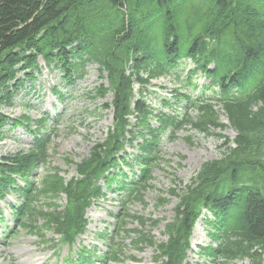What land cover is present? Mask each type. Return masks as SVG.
Here are the masks:
<instances>
[{"label":"trees","instance_id":"1","mask_svg":"<svg viewBox=\"0 0 264 264\" xmlns=\"http://www.w3.org/2000/svg\"><path fill=\"white\" fill-rule=\"evenodd\" d=\"M39 59L64 71L70 80L84 78L86 66L97 64L107 86L96 89V96L112 95L104 108L112 107L114 124L105 141L77 164L78 177L67 187L64 182L55 187L69 197L64 210L56 206L51 213L41 211L39 199L52 193L48 188L54 189L20 186L16 179L29 177L47 161L51 135L36 137L29 153L3 159L0 198L10 189L18 195L20 203L12 205L16 226L30 229L41 218L73 243L85 230L88 209L106 197L102 180L109 186L117 180L118 173L107 174L122 165H138L139 176L129 179L120 174L117 190L125 197L122 214L116 216L121 224L117 232L124 233L129 220L145 227L147 219L131 214L128 205L143 203L163 133L188 125L206 132L213 125L232 128L235 139L224 143L223 157L206 162L182 194L172 192L179 201L174 220L165 227L167 241L158 243L150 232H139L136 246H156L155 264H184L193 225L206 209L217 244L216 249H203L207 257L264 264V0H0V133L6 125L3 109L12 106L26 82L40 73ZM186 60L195 65L188 85L201 75L208 81L202 91L210 90L214 96L193 101L177 95L187 101V110L197 108V122L188 112L183 117L163 112L154 116L145 100L146 88ZM216 106L228 125L214 121ZM151 119L157 121L156 128ZM137 136L143 140L135 165L122 163L118 154L126 144L136 143ZM159 223L151 220V225ZM115 244L113 261L122 251Z\"/></svg>","mask_w":264,"mask_h":264},{"label":"rangeland","instance_id":"2","mask_svg":"<svg viewBox=\"0 0 264 264\" xmlns=\"http://www.w3.org/2000/svg\"><path fill=\"white\" fill-rule=\"evenodd\" d=\"M40 64L42 72L33 83L34 88L31 93L28 90L22 91L15 106L3 110L9 122L0 133V135L3 134V139H0V163L3 158L10 155L29 153L34 145L32 132L37 131L39 125L45 124V132L52 135L50 157L47 163L35 169L33 174L25 179L18 177L26 186H33L42 191L48 185L55 190L60 182L68 186L69 179L77 174L75 164L89 157L92 147L107 138L108 130L113 126V110L104 108V104L111 103V94L105 98L96 96V89L103 83L99 80L97 64H89L85 69V77L77 80L73 85L68 84L61 70L46 67L43 60ZM194 67L191 61H186L178 72L182 76L180 81H177L176 75H173L151 82L146 88L145 100L153 110V115L161 111L172 115L183 114L181 111L183 106L175 97L176 90H180L182 94L191 95L195 99L199 97V89L191 93L188 87L184 86L186 75ZM207 82L202 77L196 79L200 87ZM31 84L29 82L28 89ZM105 84L104 80L103 85L106 87ZM138 87L137 84L136 91ZM54 89L62 93V99L56 96L57 91ZM165 102L169 105H165ZM214 109L219 111L214 121L217 120L219 124H228L221 110ZM191 115L196 121L199 120L197 110L192 111ZM44 117H49V122H45ZM151 122L154 125L156 123L155 119H151ZM139 131L145 133V130L139 129ZM169 132L165 131L160 141L161 160L153 171L154 180L152 186L144 193L143 203L136 201L130 204L131 213L164 221L154 228L148 226V231H151L159 242L167 240L164 234L165 225L175 217L174 210L178 199L173 197L175 195L172 192L177 191V194H182L202 165L207 161L222 158L223 144H227L229 139L233 140L236 137L233 129L222 130L213 125H209L206 132L199 131L193 126H188L174 135H170ZM137 137L140 143L143 138ZM137 155L138 149L127 146L118 157H128L131 161ZM120 169L121 167L116 172L107 174L109 176L118 173L117 180H113L108 186L107 190H110L108 200L99 202L89 210L87 233L79 240L76 238L74 245L68 243L66 239H63V244L60 241L61 236L54 234L41 218L35 220L30 229L18 228L13 239H6L7 228L13 227L14 224L11 203H16V197L9 195L1 199L0 212L3 215H0V264H70L66 258L78 260L79 252L83 248L90 250L94 257L108 252L110 238L107 237L113 235L117 227L114 214L122 209L120 196L111 193L116 187V182L119 181ZM126 169L123 173L132 174ZM135 172H139L138 167L135 168ZM57 176L59 179L56 181ZM54 190L48 188V191L52 193L40 197L38 207L41 211L49 212L56 206L66 204V192ZM128 228L139 229V225L130 222ZM210 230L208 222H203L201 219L197 221L190 238L192 250L188 256L189 264H225L222 261L211 262L204 254L199 253V247L213 245L208 235ZM132 240V237L120 236L116 240L123 247L119 261L106 264H152L155 248L144 246L137 249ZM96 263L104 264L97 259ZM230 264H250V261L244 260Z\"/></svg>","mask_w":264,"mask_h":264}]
</instances>
